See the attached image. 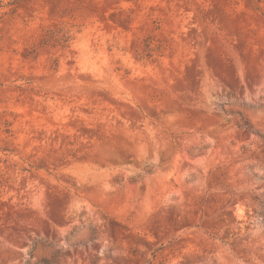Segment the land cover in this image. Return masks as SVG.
Segmentation results:
<instances>
[{"label": "rangeland", "instance_id": "1", "mask_svg": "<svg viewBox=\"0 0 264 264\" xmlns=\"http://www.w3.org/2000/svg\"><path fill=\"white\" fill-rule=\"evenodd\" d=\"M0 264H264V0H0Z\"/></svg>", "mask_w": 264, "mask_h": 264}, {"label": "trees", "instance_id": "2", "mask_svg": "<svg viewBox=\"0 0 264 264\" xmlns=\"http://www.w3.org/2000/svg\"><path fill=\"white\" fill-rule=\"evenodd\" d=\"M243 126H244V128L247 129V131H251V129H252V125L247 120L244 121Z\"/></svg>", "mask_w": 264, "mask_h": 264}]
</instances>
